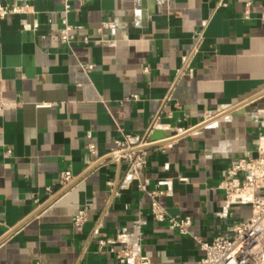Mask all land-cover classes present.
Returning a JSON list of instances; mask_svg holds the SVG:
<instances>
[{
	"label": "crops",
	"instance_id": "0c3cea01",
	"mask_svg": "<svg viewBox=\"0 0 264 264\" xmlns=\"http://www.w3.org/2000/svg\"><path fill=\"white\" fill-rule=\"evenodd\" d=\"M27 1L0 17V264H119L98 240L141 220L151 264H198L200 241L251 214L224 210L219 182L264 134V0L249 17L244 0H67L69 44L58 32L66 0ZM155 120L164 135L138 180L120 187L126 168L111 160L87 170L88 144L105 155ZM66 168L78 180L51 202ZM159 190L170 215L191 216L190 234L153 219L148 192Z\"/></svg>",
	"mask_w": 264,
	"mask_h": 264
},
{
	"label": "built area",
	"instance_id": "2783aa9c",
	"mask_svg": "<svg viewBox=\"0 0 264 264\" xmlns=\"http://www.w3.org/2000/svg\"><path fill=\"white\" fill-rule=\"evenodd\" d=\"M245 17H249L250 6L253 0H244ZM30 4L27 0L0 1V17L4 18L10 14L26 13ZM70 11V4L66 0L62 26L59 28V36L63 43L69 44L74 41L72 33L73 25L69 23L67 14ZM105 26L108 24L103 23ZM88 42V39H84ZM93 65H86L91 68ZM6 82L0 68V111L5 105ZM136 97V95H134ZM158 128H164L161 123L154 121L143 136H135L122 133V137L115 140V147L107 154L96 156L95 145H87L88 164L87 170L108 160L120 162L125 165V176L120 187H127L135 180H138L144 170L149 147L155 142L151 139V134ZM257 156L248 153L239 157H234L227 166L219 187L225 192L223 209L226 210L231 205H250L251 214L233 221L231 228L226 233L217 235L211 242L200 241V246L204 250V256L198 264H264V134L257 139ZM11 153V149H7ZM129 177L127 186L125 181ZM186 180V178H180ZM78 180V175L71 169H63L60 172V187L53 190L47 187L49 193L48 200L55 201L70 189ZM108 185L113 187L114 181L109 180ZM161 184L171 185L172 180L165 178ZM141 190L147 191L142 182L138 183ZM163 191H149L151 197V213L157 222H164L172 229L182 235L190 234L192 218L190 215H170L165 207L158 200V196ZM88 220L86 208H81L73 217L72 223L76 229L81 230ZM143 221H139L132 232L121 231L113 236L98 240V250L104 253L107 249L116 252L119 264H151L147 255L142 252L143 244ZM116 243H124V246L115 250Z\"/></svg>",
	"mask_w": 264,
	"mask_h": 264
},
{
	"label": "water",
	"instance_id": "95a60500",
	"mask_svg": "<svg viewBox=\"0 0 264 264\" xmlns=\"http://www.w3.org/2000/svg\"><path fill=\"white\" fill-rule=\"evenodd\" d=\"M163 135H164V134H163L161 131H159V130H155V131L153 132L152 136H151V139H152V140H155V139H158V138H160V137H163ZM128 182H129V177H128L127 180L125 181L124 186H127Z\"/></svg>",
	"mask_w": 264,
	"mask_h": 264
}]
</instances>
